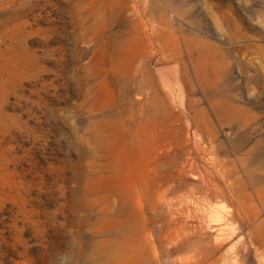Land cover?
I'll return each instance as SVG.
<instances>
[{
  "label": "rangeland",
  "instance_id": "374dc122",
  "mask_svg": "<svg viewBox=\"0 0 264 264\" xmlns=\"http://www.w3.org/2000/svg\"><path fill=\"white\" fill-rule=\"evenodd\" d=\"M114 2L0 0V264H264V0L171 2L192 86Z\"/></svg>",
  "mask_w": 264,
  "mask_h": 264
},
{
  "label": "bare ground",
  "instance_id": "6f19581e",
  "mask_svg": "<svg viewBox=\"0 0 264 264\" xmlns=\"http://www.w3.org/2000/svg\"><path fill=\"white\" fill-rule=\"evenodd\" d=\"M172 1L176 0H115L114 10L115 15L113 19H116L119 16H123V20H126V12L132 14L134 23L138 29H141L145 35V47L149 51V55H152L154 51H157L158 48L161 49L160 41L164 39L163 33L161 30L168 28L166 31L167 38L176 39L178 45L169 49V54H178L180 56V61L184 65L183 74L188 83L191 85L194 83L193 77L190 69L186 66L182 56L180 43L185 45L187 48L190 46L196 50L202 49H213L215 48L210 42L205 40L204 37L196 34L194 32L181 31L179 36H176V30L170 28L172 25L173 19H176V16H168L167 13L170 12V4ZM211 1V0H208ZM178 2V1H177ZM188 16V14H187ZM173 17V18H172ZM133 22V21H132ZM181 40H180V39ZM179 41H181L179 43ZM160 71L166 73V79L160 80L161 91L169 98L170 104L173 108L183 109V100L185 96V91L182 85V80L178 73L177 66H169L166 68H159ZM160 77V76H159ZM192 86V85H191ZM158 90L154 89L152 93L156 95L158 100H162V96L157 92ZM152 94V95H153ZM159 94V95H158ZM155 97V96H154ZM198 132L197 128L194 130V133ZM189 184H194V182H189ZM193 228L202 230L205 233V238L207 240L208 248L205 250V257L213 258L215 261L218 259L226 261H236L240 253L235 251V244L232 247L227 248L225 251H221V246L226 242L228 238L229 229L226 227H213L210 224L205 226ZM214 232V236L206 234V232ZM233 233V232H232ZM233 234H230V236ZM238 241V240H236ZM212 264V263H211Z\"/></svg>",
  "mask_w": 264,
  "mask_h": 264
},
{
  "label": "built area",
  "instance_id": "2783aa9c",
  "mask_svg": "<svg viewBox=\"0 0 264 264\" xmlns=\"http://www.w3.org/2000/svg\"><path fill=\"white\" fill-rule=\"evenodd\" d=\"M163 264V263H162Z\"/></svg>",
  "mask_w": 264,
  "mask_h": 264
}]
</instances>
